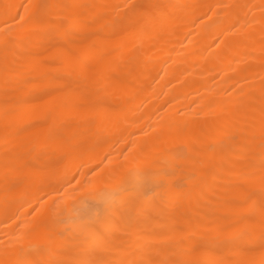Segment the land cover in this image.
Wrapping results in <instances>:
<instances>
[{"label": "bare ground", "instance_id": "1", "mask_svg": "<svg viewBox=\"0 0 264 264\" xmlns=\"http://www.w3.org/2000/svg\"><path fill=\"white\" fill-rule=\"evenodd\" d=\"M38 5L64 25L26 23ZM17 13L13 42L0 33V261L260 264L264 0H0V27Z\"/></svg>", "mask_w": 264, "mask_h": 264}, {"label": "snow or ice", "instance_id": "2", "mask_svg": "<svg viewBox=\"0 0 264 264\" xmlns=\"http://www.w3.org/2000/svg\"><path fill=\"white\" fill-rule=\"evenodd\" d=\"M13 6L12 5H6V12L5 15L6 16H10V10ZM41 11L33 17H30L29 20L26 23L29 24H33L35 26H38L40 28L43 29H47V30H56L60 27H62L65 23V20L63 19H57L54 16L50 15L46 10L50 7L48 5H38L37 6ZM121 7L122 10H128V9H134L135 5H130V4H125ZM23 23H25L24 21V17L20 16L18 13L15 16H11L10 19H5L4 21V27H0V33H2L3 36V43L5 45V47H7V45H9L10 43L13 42V40L11 39L12 37V33L13 31H15V25L16 24H20L21 26H23ZM125 159H127V157H125ZM95 172V170H93ZM77 184H79V181L76 182ZM146 187V185L144 184H140L138 186H135L133 189H120V190H106V189H101L97 192L94 193V195L96 197H98L102 202H109L110 200L116 198V197H121L123 196L126 192L128 191H136V192H143L144 188ZM144 195H147L146 192L143 193ZM35 211V210H34ZM14 219L13 217H8L4 223L5 225L8 224L9 220ZM16 228L20 229L21 225L20 224H16ZM25 236V233L20 232L17 236H16V242L19 243L23 240ZM262 241H264V233H262L261 236ZM2 243V242H0ZM246 251H252L253 249L251 248H246ZM261 250L264 251V243L261 244ZM0 264H3L2 261H0ZM260 264H264V259H262L260 261Z\"/></svg>", "mask_w": 264, "mask_h": 264}]
</instances>
